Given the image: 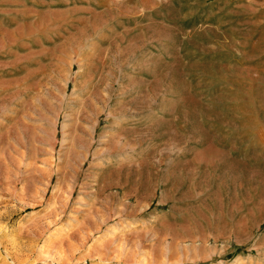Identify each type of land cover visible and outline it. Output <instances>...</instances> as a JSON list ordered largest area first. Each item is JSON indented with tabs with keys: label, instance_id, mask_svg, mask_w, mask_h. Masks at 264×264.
<instances>
[{
	"label": "rangeland",
	"instance_id": "rangeland-1",
	"mask_svg": "<svg viewBox=\"0 0 264 264\" xmlns=\"http://www.w3.org/2000/svg\"><path fill=\"white\" fill-rule=\"evenodd\" d=\"M0 264H264V0H0Z\"/></svg>",
	"mask_w": 264,
	"mask_h": 264
}]
</instances>
